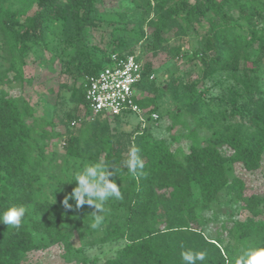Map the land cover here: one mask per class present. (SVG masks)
Listing matches in <instances>:
<instances>
[{"label":"trees","instance_id":"1","mask_svg":"<svg viewBox=\"0 0 264 264\" xmlns=\"http://www.w3.org/2000/svg\"><path fill=\"white\" fill-rule=\"evenodd\" d=\"M131 1L112 10L107 0H0V211L12 204L26 208L19 229L0 222V264H25L30 252L50 244L71 250L68 238L94 223L95 209H77L71 199L73 208H62L57 190L64 176L97 160L111 164L122 193L105 204L101 240L125 241L106 264H184L181 252L188 250L207 253L197 264H237L239 249L264 244V194L246 195V181L236 172L237 166L252 173L264 164V0ZM186 36L196 37L190 59L200 64L201 76L184 82L172 70L163 84H139L136 99L150 117L172 116L176 125L187 115L197 127L192 135L197 129L210 133L185 152L153 137L140 122L124 129L123 115L83 121L77 133L69 130L67 115L65 130H57V103L36 116L30 101L8 88L31 83L25 75L30 60L44 64L58 57L63 71L75 77L72 88L60 82L59 92L67 88L75 108L88 112L87 76L112 65L114 54H138L148 80L152 65L144 53L178 52L172 40ZM209 79L219 85V96L208 97ZM58 137H65L61 175L54 172L59 166L50 149ZM132 146L145 165L137 176L123 163ZM227 190L250 215L222 224L210 237L202 211Z\"/></svg>","mask_w":264,"mask_h":264},{"label":"rangeland","instance_id":"2","mask_svg":"<svg viewBox=\"0 0 264 264\" xmlns=\"http://www.w3.org/2000/svg\"><path fill=\"white\" fill-rule=\"evenodd\" d=\"M107 4L108 8L112 10H124L134 5L131 0H107ZM98 34L96 33V35ZM172 43H177V46L180 47L178 52L168 49L157 53H144L145 60L148 59L152 65L148 80H144L143 82L145 85L152 83L157 85L163 84L172 70H176L184 82L201 76L200 64L194 59H190L196 45V37L186 36L180 41L173 39ZM45 56L49 59L52 53L46 51ZM63 68L58 57L55 61H46L44 64L30 60L29 64L25 67V75L27 79L32 80L31 83L18 85L11 83L8 88L12 87L13 95H23L26 97L36 108V116L46 109L47 104L52 105L57 103V113L53 117L56 122L55 124H57L55 125V129L60 131L65 130L61 122L68 115L69 130L77 133L79 126L72 125V121L77 120L83 114V106H79L78 109L75 108V103L71 100L70 92L67 88L59 92L58 84L60 82H66L70 88L75 83L74 75L66 73L63 71ZM152 74L154 78L150 79L149 76ZM204 83H206L205 89L209 90L207 91L208 97L214 98L219 96L221 93L219 85H215L214 81L210 79ZM148 95L152 94L148 93ZM165 108V104L161 106L162 111ZM69 113L71 114L70 116ZM128 114V116L123 115L121 117V126L124 129L131 130L140 122L142 125L150 128L153 137L165 138L170 146L178 152L188 151L193 141L202 142L210 135L204 129H197L196 135H192L191 131L197 127L194 120L187 115L181 118V123L173 125L172 116L161 117L159 120H156L150 117L146 111L143 114V119L137 113ZM50 149L56 152V160L59 166L54 172L61 175L60 167L65 155V137L51 139ZM82 170L76 168L72 172L71 177L69 175L63 177L66 182L61 189L57 190V199L63 201L66 194L72 191L71 189L76 186V182L72 180ZM236 172L243 175L246 181V195L251 193L264 194V164L262 168L252 173H247L240 166H237ZM53 185L55 186L56 183ZM194 192L195 196L199 195L197 188L194 189ZM249 215L250 212L245 208L244 203L238 199L235 191L227 190L220 195L218 200L209 209L202 211L204 230L211 237L221 230L222 224H232L235 220H246ZM91 224L92 222L89 221L81 228L75 229L72 232L68 238L71 250H68L65 243L50 244L41 250L30 252L24 260L25 264H106L108 258L116 256L117 250L125 244V241L120 239L103 242L101 239L106 233V226L101 224L100 227L93 229Z\"/></svg>","mask_w":264,"mask_h":264},{"label":"clouds","instance_id":"3","mask_svg":"<svg viewBox=\"0 0 264 264\" xmlns=\"http://www.w3.org/2000/svg\"><path fill=\"white\" fill-rule=\"evenodd\" d=\"M124 166L130 175L137 176L142 173L145 165L140 155V149L132 146L128 149L127 158L123 161ZM111 164L104 160H97L89 163L79 174L75 175L72 181L76 186L67 194L62 204L65 209H72L73 205L69 200L75 201L77 209L85 204L92 206L95 210L91 213L94 223L93 229L101 226L104 215L107 212L105 204L112 198L122 199L119 185L112 177L116 174L110 170ZM26 214V208L19 204H12L0 211V222L15 229L22 226ZM205 251H182L181 258L184 264H197L205 261ZM237 264H264V244H252L244 246L237 252Z\"/></svg>","mask_w":264,"mask_h":264},{"label":"built area","instance_id":"4","mask_svg":"<svg viewBox=\"0 0 264 264\" xmlns=\"http://www.w3.org/2000/svg\"><path fill=\"white\" fill-rule=\"evenodd\" d=\"M112 60V65L95 75L87 76L85 100L89 111L72 121V125L94 120L101 114L113 118L137 113L143 119L147 109H143L136 101L140 92L138 85L145 80L143 60L134 53L125 56L114 54ZM149 78L153 79L154 75ZM151 116L158 119L155 112Z\"/></svg>","mask_w":264,"mask_h":264}]
</instances>
